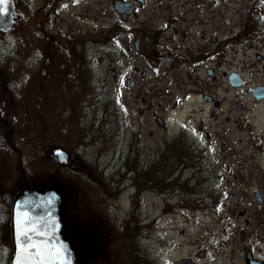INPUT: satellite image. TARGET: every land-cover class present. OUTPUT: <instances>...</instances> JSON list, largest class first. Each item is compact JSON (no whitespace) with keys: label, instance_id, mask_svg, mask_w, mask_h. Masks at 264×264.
Instances as JSON below:
<instances>
[{"label":"rangeland","instance_id":"374dc122","mask_svg":"<svg viewBox=\"0 0 264 264\" xmlns=\"http://www.w3.org/2000/svg\"><path fill=\"white\" fill-rule=\"evenodd\" d=\"M17 1L27 19L11 31L22 33L14 46L15 54L22 57L31 49H42L37 36L23 33L25 25L37 22L41 0ZM145 1L139 10L166 4V0ZM220 1L223 28L233 39L224 47L227 62L213 80L216 104L204 102L197 94L182 102L181 94L193 88L183 79L167 91L163 81L152 85L150 71L141 89L139 79L127 87L122 78L119 81L118 71L97 64L98 73L93 74L97 80H104L105 96L100 100L95 91L88 103L73 108L79 93L66 80L91 79L77 53L80 45L76 43L81 40L76 39L85 37L80 33L84 23L98 24L117 16L113 0H76L72 4L75 17L67 10L55 18L53 27L62 33L58 38L68 40L69 48L77 51H72L76 58L74 78L65 69L59 71L53 66L47 70L41 67L43 72L32 77L25 76L26 68L19 58L11 56H5L0 64V118L9 127L31 178L22 186V173L2 153L0 175L11 184L8 189L13 194L21 187L52 186L58 191L67 212L61 202V233L74 251L76 264H134L135 230L117 231L108 224V216L91 214L96 207L92 201L98 197L100 207H106L109 197L111 206L107 207L112 209L108 213H114L119 207L117 198L126 203L127 193L138 188L137 207L145 208L143 213L156 214L147 233V246L158 262L185 254L204 234L211 235L207 239L213 241L224 239L228 233L230 238L243 237L254 214L264 208V97L257 100L246 90L264 85V0ZM84 12L88 13L87 21H81ZM6 40L0 34V48ZM228 69L244 78L243 85H228ZM30 86L44 91L40 93L42 99L29 92ZM236 101L241 106H236ZM154 115L166 124L159 125ZM52 146L68 153L65 166L75 174L62 168L50 171L55 162ZM122 165V170H134L130 182L120 178ZM151 171H156V192L145 194L144 190L150 189ZM108 175L112 183L118 176L121 181L112 198L104 188L103 179ZM254 190L259 191L260 201L253 198ZM200 224L211 226L209 232ZM225 224L238 225L240 231L216 229ZM111 231L113 238L107 239Z\"/></svg>","mask_w":264,"mask_h":264},{"label":"flooded vegetation","instance_id":"af4514ba","mask_svg":"<svg viewBox=\"0 0 264 264\" xmlns=\"http://www.w3.org/2000/svg\"><path fill=\"white\" fill-rule=\"evenodd\" d=\"M75 1L41 0L36 11L39 13L37 22L25 25L23 31L24 34H34L41 41L42 49L39 51V62L44 70L50 69L49 66H53L59 71L65 69L64 71L70 73L67 75L72 78L75 77L73 68L76 59L72 51H76V49L69 48L68 40L62 41L58 38L62 33L59 29L55 30L53 26L59 12L69 10V15L76 16L72 10V4ZM120 1H128L130 4L127 8L116 9L112 3L113 9L117 12L114 19L98 24L84 23L83 29H80V33L85 37L76 39L81 40L77 41L78 43L75 42L80 45L79 51L76 52L81 56L82 64L86 70L90 72L91 79L66 80L72 87L78 89L77 98L88 103L89 99L93 98L94 92L97 91V97L102 100V97L105 96L104 80H97L93 72L98 73L97 64H103L107 70L118 71L119 81L122 78V82L127 87L132 86L139 79V89H141L142 80H146L149 76L148 72L151 71L153 72L152 85L157 86L159 82L163 81V86L167 91L172 89L171 86H174L175 82L181 83L182 79L186 83L192 84V89L181 94L179 99L182 102H186L191 94H197L204 102L218 103L214 97L216 85L213 80L221 70L223 63L227 62L225 61L227 52L224 47L231 44V39H233V36L230 35L231 32L225 31L226 27L223 28L222 25L221 1L166 0L164 1L165 6L157 4L154 6L156 9L152 10H139L140 6L146 2L145 0ZM12 2L15 9V21L8 31L18 23L24 24L27 19L19 1L16 3V0H12ZM154 2L160 3L161 1ZM87 18L88 13L81 14V21H87ZM131 19H134L132 24ZM58 27L60 28V26ZM0 33L4 32L0 31ZM16 33L18 36L22 34L20 31ZM97 51L100 54H95ZM230 71L235 70L228 69L226 71L227 82ZM180 75L181 77H179ZM96 76L99 75L96 74ZM248 76H251L250 71ZM95 83L99 88L97 86L95 88ZM243 83L244 78L241 77L239 85H231L229 82L228 85L236 87ZM252 87H246V90L251 93ZM198 91L200 92L198 93ZM262 97L264 96L254 98L258 100ZM176 102L174 99L173 104ZM235 105L239 107L241 103L236 101ZM154 119L159 125L166 124V121H163L158 115H154ZM246 128H249L248 123H246ZM119 167V174L123 173V176H120L121 180L128 179L130 182L134 170H122L124 169L123 165ZM155 174L156 171H151L150 189H145V194L156 192ZM9 177L10 174L7 178ZM6 180V177L0 175V264H14V242L11 227V203L14 194L11 193V188L8 189L11 184L9 185ZM103 180H105L104 188L108 192L107 195L111 197L117 193L121 182L119 176L117 180H114L116 181L114 183L110 181L112 180L110 175L105 176ZM127 196V200H124L126 203L117 198L119 207L115 208L114 213H108L109 209H112L107 207L111 206V203H108L109 197L106 199V201L108 200L106 207L98 206L101 198L96 199L98 201H92L96 207L91 210V214L94 215L95 212H98L108 216L106 218L108 224L117 231L135 230L134 264H157L158 260L152 257L147 246V233L155 222L156 214L154 212L143 213V211L146 212L145 208L137 207L136 203L139 198L137 187L135 191L128 192ZM111 214H115V217ZM118 215L120 218L116 217ZM198 226L207 232L211 228L205 224ZM221 226L222 228L217 227L216 229L224 231L226 227H229L230 232L240 231L238 225L225 224ZM111 233L114 231L107 234V239L109 236L113 238ZM210 236L204 234L198 237L197 246L188 248L185 254L170 258L166 262H160L163 264H264V208L254 214L253 223L247 225V233L243 237L237 235L235 238H230L231 235L228 233L224 239L213 241L207 239Z\"/></svg>","mask_w":264,"mask_h":264},{"label":"water","instance_id":"95a60500","mask_svg":"<svg viewBox=\"0 0 264 264\" xmlns=\"http://www.w3.org/2000/svg\"><path fill=\"white\" fill-rule=\"evenodd\" d=\"M129 4L128 1H113L116 9L127 8ZM7 7L8 12L0 16L1 32L8 31L15 21L12 0ZM227 79L231 85L241 83V77L235 71H230ZM251 93L256 98L264 96V85L252 87ZM50 153L59 164H66L68 153L62 147L52 146ZM253 198L259 201L257 190L253 191ZM61 202L60 194L52 186L21 187L14 193L11 203L14 264H76L74 251L61 233ZM22 232L26 235L21 236ZM56 249L60 251L57 253Z\"/></svg>","mask_w":264,"mask_h":264},{"label":"trees","instance_id":"16d2710c","mask_svg":"<svg viewBox=\"0 0 264 264\" xmlns=\"http://www.w3.org/2000/svg\"><path fill=\"white\" fill-rule=\"evenodd\" d=\"M2 37L7 38L6 40V44L5 46L0 48V64L3 63V59L4 57H9L11 56L12 59L17 60L19 58V61H21V63L23 64V68L25 67V76H34L36 72H43V69L41 68V64L39 62L40 57H39V50L37 51V49H31L30 52L28 54L23 55L22 57H19L20 55L17 53L15 54V40L20 39V37L17 34H14L11 30L10 31H6L4 33H0ZM12 60V61H14ZM31 60H35V64H32ZM38 60V61H37ZM73 91H75V93L77 92V88L72 87ZM29 90V92L35 93L38 99H42V96H40L41 92H44L43 90H39L36 86L32 87H28L27 88ZM78 99V98H76ZM82 105V101L80 99L76 100L75 103L72 104L73 108H77L78 106ZM69 110H70V105L67 104ZM0 153L6 155L11 162L15 163V167L16 170L20 171L22 173V177L20 178L21 183H23L22 186L25 185V180L26 184L29 183L30 180V176L31 173L30 172H25V165L24 163V159L22 157V154L20 153V151L18 150L17 146H16V142L11 138V133H10V129L7 126L6 123H4V121L0 118ZM52 169L50 171H60V169H64L67 170V172L73 174L74 171L72 169L68 170L69 168H67V166H65V164H59L56 160L55 162H53V164L51 165ZM30 173V174H29ZM64 175V172H61ZM75 174V173H74ZM24 179V180H23ZM27 186V185H26ZM100 198L98 197V200ZM97 200V201H98ZM99 204V203H98ZM97 204V205H98ZM75 209V207H74ZM62 210H64L65 212V202L62 201ZM67 213V212H65ZM76 215H78V213L75 212ZM65 215V214H64ZM80 215V214H79ZM80 217V216H78ZM77 217V218H78ZM157 264H163L162 262H158Z\"/></svg>","mask_w":264,"mask_h":264},{"label":"snow or ice","instance_id":"6c2138e0","mask_svg":"<svg viewBox=\"0 0 264 264\" xmlns=\"http://www.w3.org/2000/svg\"><path fill=\"white\" fill-rule=\"evenodd\" d=\"M10 3V0H0V16H4L8 12L7 5ZM26 233H21V236H25ZM32 247H36V245H32ZM60 249H56V252L58 253Z\"/></svg>","mask_w":264,"mask_h":264}]
</instances>
